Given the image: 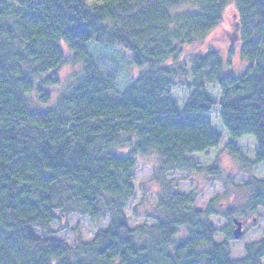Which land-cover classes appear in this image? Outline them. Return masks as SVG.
I'll return each mask as SVG.
<instances>
[{
	"label": "trees",
	"instance_id": "16d2710c",
	"mask_svg": "<svg viewBox=\"0 0 264 264\" xmlns=\"http://www.w3.org/2000/svg\"><path fill=\"white\" fill-rule=\"evenodd\" d=\"M228 4L236 16L226 50L185 51ZM99 46L126 51L139 69L122 88L97 63ZM235 50L239 74L222 59L229 66ZM68 63L77 69L54 93ZM176 86L187 90L181 108ZM216 110L228 153L238 157L234 142L250 136L253 163L264 165V0H0V264H262L264 237L230 259L233 235L214 241L212 201L198 209V194L176 191L169 177L200 171L193 156L218 146ZM147 155L156 159L153 224L130 227L136 158ZM245 185L247 207L264 210V179ZM72 215L108 223L69 245L50 226L64 219V229Z\"/></svg>",
	"mask_w": 264,
	"mask_h": 264
},
{
	"label": "rangeland",
	"instance_id": "374dc122",
	"mask_svg": "<svg viewBox=\"0 0 264 264\" xmlns=\"http://www.w3.org/2000/svg\"><path fill=\"white\" fill-rule=\"evenodd\" d=\"M235 11L232 4H228L220 23L210 30L203 38L187 46L185 51H202L209 45L222 48V43L227 40L226 31H232V23L235 20ZM226 45V43H224ZM65 49V43L61 42ZM222 48L221 51H225ZM99 66L107 73L117 76V88L124 86V81L134 78L139 69L129 63L126 51L109 47L99 46L93 49ZM224 68L227 72L239 74L244 70L245 61L241 58L237 50L229 57V66L227 56L222 53ZM77 69V65L65 64L62 66L58 75L60 83L54 87V93L61 91L66 83L71 81V73ZM120 91V90H119ZM207 94L211 99L218 101L222 96V91L216 85L207 87ZM187 96V90L184 86H176L172 89V97L178 102L179 108ZM217 110L210 113V119L213 124V130L221 134V140L217 147L211 148L204 153L193 156L197 160L200 171L190 173H174L173 177L175 190L180 193L194 192L198 194L196 207L204 210L208 201H212L216 215H212L208 220L216 228L217 233L214 241L221 242L226 239L227 232L231 233L235 225L233 222H227L224 214H231V218H238L242 222V236L235 239H229L230 259L238 260L245 256V246L256 244L264 237V210L262 208L251 209L247 207L249 199V190L245 185L251 178L264 179V165L254 164L255 141L250 136H244L236 140L235 146L238 150V157H233L228 153L225 146L229 141V135L219 118ZM156 164V159L152 155L138 156L136 158V174L133 179L134 196L128 201L124 214L128 219L130 227H136L141 224L152 225L153 221L146 217V214L155 207L156 185L152 178V167ZM210 166H216L219 169V175L212 177L206 174L205 169ZM59 223L64 226V219L53 223L50 228L55 232L54 237L65 241L69 245H74L78 241L91 240L97 230L106 228L107 218L99 221H91L87 217L72 215L66 219L64 229H59ZM43 234L42 231H38ZM264 264V256L261 258Z\"/></svg>",
	"mask_w": 264,
	"mask_h": 264
},
{
	"label": "water",
	"instance_id": "95a60500",
	"mask_svg": "<svg viewBox=\"0 0 264 264\" xmlns=\"http://www.w3.org/2000/svg\"><path fill=\"white\" fill-rule=\"evenodd\" d=\"M233 222V224H235V228L232 231V235L235 239L239 238L240 236H242V222L240 220H238L237 218H232L231 220Z\"/></svg>",
	"mask_w": 264,
	"mask_h": 264
}]
</instances>
